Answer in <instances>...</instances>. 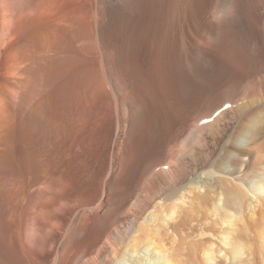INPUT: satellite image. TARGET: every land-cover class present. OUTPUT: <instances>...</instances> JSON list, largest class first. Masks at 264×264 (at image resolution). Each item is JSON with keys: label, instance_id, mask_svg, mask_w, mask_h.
<instances>
[{"label": "rangeland", "instance_id": "rangeland-1", "mask_svg": "<svg viewBox=\"0 0 264 264\" xmlns=\"http://www.w3.org/2000/svg\"><path fill=\"white\" fill-rule=\"evenodd\" d=\"M126 1L130 5L135 1L134 12L125 11L127 4L114 15L109 12V0L8 2L14 6L12 25L7 33L0 30V241L3 245L10 243L19 252L25 243V264H103L104 247H109V255L113 253L109 264H117L130 246L140 249L139 244L130 243L131 236L127 237L134 218L137 232L143 224L139 211L130 206L134 196L126 203L120 222L115 227L110 224L102 237L101 223L93 222L94 215L104 212L111 202L102 205L118 157L121 116L115 112L118 98L114 97L116 89L109 76L111 57L125 70L126 78L122 74L118 79L122 85H126L125 80L130 82L131 96L146 116L172 103L169 86L181 31L208 57L226 66L230 81L216 96L198 104L187 130V137L198 131L186 143L190 159H195L201 170L207 159L219 160L226 155L242 114L257 105L264 106V0ZM162 7L170 8V18L167 14L160 18ZM238 13L244 25L240 28L231 23V19L240 17ZM162 21L170 30L161 27ZM112 47L116 57L111 55ZM230 108L236 109L235 117L227 115V111L233 112ZM263 166L264 158L254 155L240 169L239 182L245 185ZM125 171L124 167L118 181ZM263 209L264 194L256 215ZM71 226H76L86 239L83 246L72 241L63 252ZM29 228L31 235L26 242ZM137 232L132 234L141 239L142 234ZM259 236L257 232L249 235L253 239ZM261 240L264 246V235ZM38 247L42 252L37 251ZM87 247L92 248L91 254L85 253ZM262 257L249 255L245 262L233 264H264ZM219 260L215 263L231 264L233 259L228 256ZM169 262L174 264V257Z\"/></svg>", "mask_w": 264, "mask_h": 264}, {"label": "bare ground", "instance_id": "bare-ground-1", "mask_svg": "<svg viewBox=\"0 0 264 264\" xmlns=\"http://www.w3.org/2000/svg\"><path fill=\"white\" fill-rule=\"evenodd\" d=\"M8 2L5 0L2 3L4 10L1 13L2 29L0 30H3V33H7L12 25L13 10L11 6L13 5ZM108 3H111V0ZM127 4L129 3L126 0H116L113 4L111 3L112 9L109 12L113 15L118 14L119 11L116 10H119L121 5ZM134 6L135 1L131 5L129 4L125 11L134 12ZM170 12V8L162 7L160 18L163 19L162 17L166 14L167 19L170 18ZM15 13L17 12L15 11ZM241 16L231 19L232 25L239 28L244 26ZM161 25L165 30L166 28L170 30L167 23ZM178 42L179 46H177L178 50L174 57L172 71L173 82L171 81L172 84L169 86V97L172 103L162 106L158 111L149 112L147 116L140 112L141 108L131 96L130 82L125 80L126 85H122L118 79L122 74L123 78H126L125 70L118 64V61L115 62L112 57L110 59L109 76L116 89L117 96L114 97L118 98L115 112L121 116L118 157L113 162L112 174L107 185V196L102 205H106L108 200L111 202L104 207V212L94 215L93 222L101 223L102 228L98 229L101 231L99 233L102 237L103 231L106 232L110 224L115 227L120 222V215L126 203L133 196L135 197L134 202L131 199L132 203H129L131 207L139 211L137 213L143 219V224H139L140 230L137 232V227H135L137 219L134 218L127 237L131 236L130 243L139 244L140 249L129 245L130 248L126 250L127 252L125 251L127 255L121 260L118 258L117 264H170L169 260L171 258L173 260V257L174 264H217L215 262L219 259H225L228 256L232 257L231 264H233L235 261L245 262V257L249 255L251 258L256 257L254 259L263 258L264 246L261 239L264 235V209L257 215L255 210L264 194V166L259 168L256 175L245 185L239 182V174L240 169L248 165L254 155L264 158V106L257 105L242 114L237 128L235 127L232 143L227 146L225 156L214 161L207 159L204 167L202 166L203 169L198 168L197 161L194 163L195 159L193 161L190 159L186 143L188 138L198 131L192 132L191 136L187 137L189 122L198 104L206 98L216 96L224 83L230 81V78L227 77L229 70L226 71V66L218 59L208 57L202 49H198L196 45L192 44L187 33L181 31ZM111 51L113 56L116 50L112 47ZM222 60L224 59L222 58ZM232 91L236 92L234 89ZM238 98L240 97L238 96ZM243 99L245 100V98ZM109 102H111V97H109ZM239 107L241 108V106ZM230 109L233 111V108ZM230 111H227V115L233 116L234 111L236 113V109L232 113ZM237 111L239 110L237 109ZM236 119L238 118L236 117ZM223 120L221 119V121ZM197 122H195L196 126ZM189 129L191 128L189 127ZM177 140L180 142L176 146ZM146 161L148 162L145 164ZM193 165H196L194 171H192ZM124 167L126 170L124 178L118 181V176ZM93 179L94 176L86 179L83 185ZM196 219L201 221L198 223ZM151 226L153 229L149 228ZM213 230H216V233ZM133 232L142 234V238L139 237V234L138 237L141 239L135 238L137 234L133 235ZM253 232H257L260 239L249 237ZM119 233L120 231L117 232V236L120 235ZM30 235L29 228L26 230L25 241ZM84 238L76 226L69 227L63 252L67 251L69 243L72 241L80 245L84 244ZM154 239H159L157 244H154ZM94 245H96V241ZM24 246L25 243L19 252L13 250L10 243L3 245L0 241V264H25L22 255L27 254L28 250ZM90 246L92 247V245ZM90 248H85L86 254H91ZM103 250L105 262L104 259L100 261L103 264H109V258H111L109 256L113 253L109 255V247H104ZM37 251L42 252V248ZM86 256H81L79 260ZM197 257L200 259L197 260ZM258 263L260 264V261ZM87 264L102 263L87 262Z\"/></svg>", "mask_w": 264, "mask_h": 264}]
</instances>
